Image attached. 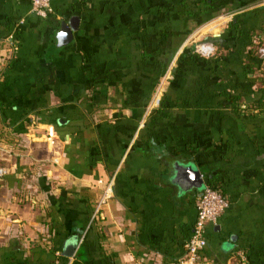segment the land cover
<instances>
[{"label":"crops","instance_id":"obj_1","mask_svg":"<svg viewBox=\"0 0 264 264\" xmlns=\"http://www.w3.org/2000/svg\"><path fill=\"white\" fill-rule=\"evenodd\" d=\"M51 4L0 0V264H176L201 180L230 200L203 264H264V0Z\"/></svg>","mask_w":264,"mask_h":264},{"label":"built area","instance_id":"obj_2","mask_svg":"<svg viewBox=\"0 0 264 264\" xmlns=\"http://www.w3.org/2000/svg\"><path fill=\"white\" fill-rule=\"evenodd\" d=\"M32 5L33 12L41 17L47 18L53 13L51 0H29ZM17 51V46L11 48V56ZM194 53L201 58L210 59L216 56L217 47L209 39H203L195 44ZM261 58H264V47L259 49ZM158 102L160 98H157ZM7 174L5 169H0V178ZM109 196L106 192L102 198L100 205L106 204ZM230 207V200L219 190L205 185L200 193L197 202L198 215L195 223L194 231L191 239L186 245V254L176 264H203V251L207 246V227L209 225H217L221 217ZM242 262L245 264L246 258L241 256Z\"/></svg>","mask_w":264,"mask_h":264},{"label":"trees","instance_id":"obj_3","mask_svg":"<svg viewBox=\"0 0 264 264\" xmlns=\"http://www.w3.org/2000/svg\"><path fill=\"white\" fill-rule=\"evenodd\" d=\"M213 41H215V40H213ZM215 44H217V42H215ZM261 47H264V39L259 38L255 44H252V52H251L252 59L254 60V63H255V69L259 73V77L257 79V83H258V90H257L258 97L252 102L253 105H254V108H255V106L256 107H260L264 103V58H261L260 54H259V49ZM194 55L196 57H199L196 54H194ZM210 59H212V58H210ZM210 59H205V60H210ZM252 73H254V71ZM231 100H233V99L231 98ZM237 101H238V99L234 98L233 103L237 102ZM244 109L246 111L248 109V107L246 106V107H244ZM207 185L222 192V190L220 188L214 186L211 181L208 182Z\"/></svg>","mask_w":264,"mask_h":264},{"label":"water","instance_id":"obj_4","mask_svg":"<svg viewBox=\"0 0 264 264\" xmlns=\"http://www.w3.org/2000/svg\"><path fill=\"white\" fill-rule=\"evenodd\" d=\"M74 29H75V25H74V21L73 20H71L69 22H63L61 24V30H60V32L57 35V40L59 42V45L65 46V45L69 44L73 40ZM189 171H190V174H191L190 177H191L192 180L194 178L198 177L199 175H201L198 170H195V169L191 168ZM203 187H204V184H203V182L201 180V186L199 184L198 188L199 189L201 188V190H202ZM68 251H70V252H68L67 255L69 257H71V256H73L75 249L72 247Z\"/></svg>","mask_w":264,"mask_h":264},{"label":"rangeland","instance_id":"obj_5","mask_svg":"<svg viewBox=\"0 0 264 264\" xmlns=\"http://www.w3.org/2000/svg\"><path fill=\"white\" fill-rule=\"evenodd\" d=\"M200 41H201V39L198 40V41H196V42L193 44V45H194V46H193V50H195V44L198 43V42H200ZM210 41H211V40H210ZM163 83H164V85H163L162 87H165V86H166V85H165V82L163 81Z\"/></svg>","mask_w":264,"mask_h":264}]
</instances>
